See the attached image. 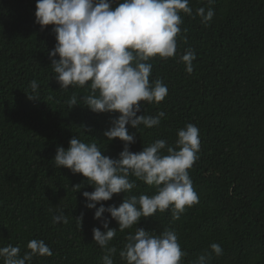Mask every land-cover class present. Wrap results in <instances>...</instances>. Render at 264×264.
I'll list each match as a JSON object with an SVG mask.
<instances>
[{"label": "trees", "instance_id": "trees-1", "mask_svg": "<svg viewBox=\"0 0 264 264\" xmlns=\"http://www.w3.org/2000/svg\"><path fill=\"white\" fill-rule=\"evenodd\" d=\"M189 6L191 16L180 13L176 55L149 61L150 82L161 80L168 94L159 103L142 101L137 113L165 116L159 126L126 127L135 137L130 151L138 152L158 139L175 147L177 130L195 125L200 150L188 172L199 200L178 220L170 205L123 232L105 212L109 227L117 228L109 242L117 249L114 264H126L119 251L136 227L155 234L174 231L187 254L182 264L201 254L208 264H264V0H189ZM199 7L214 11L207 26L196 15ZM34 12L35 0H0V247L19 246L22 257L30 251L28 241L38 239L52 255H34L30 264H102L105 252L92 239V228L103 227L82 196L93 187L81 174L55 166L53 158L72 136L118 158L123 142L108 141L103 132L119 114L95 113L82 102L68 108L74 93L87 95L89 88H61L52 78L53 26L41 28ZM187 50L196 56L191 74L180 60ZM32 80L38 98L29 99ZM129 179L136 181L129 193L100 203L118 206L123 196L154 194L153 186ZM78 183L82 188L75 191ZM57 214L67 222L54 223ZM212 243L221 246L222 255L212 251Z\"/></svg>", "mask_w": 264, "mask_h": 264}, {"label": "clouds", "instance_id": "clouds-1", "mask_svg": "<svg viewBox=\"0 0 264 264\" xmlns=\"http://www.w3.org/2000/svg\"><path fill=\"white\" fill-rule=\"evenodd\" d=\"M209 4L213 0H208ZM183 12L192 15L189 0H35V23L41 28L52 25L56 43L48 52L54 76L61 88L79 86L89 88V93L67 101L69 109L81 104L95 113L116 112L103 136L111 141L123 142L118 158L103 155L96 143H85L75 136L68 146H58L53 158L57 167H66L74 174H81L92 191H83L85 207L95 209L93 218L101 221L100 228H92V239L104 249L102 264H114L117 249L109 246L117 228L109 227L105 212L114 219L121 232L137 225L142 217L164 212L171 205L172 218L178 220L185 211L198 203L199 197L192 187L188 169L198 159L200 150L199 129L187 123L177 130L175 147L158 139L138 152L130 151L135 137L128 127L159 126L164 112L156 116L137 115L141 102L159 103L168 94L167 85L157 79L150 82V59L174 57L177 53V35ZM196 15L208 25L214 16L211 7H199ZM58 57V58H56ZM195 52L187 50L180 56L189 74L193 71ZM32 94L38 98V84L30 82ZM137 180L155 188L151 196L146 194L123 196L118 206L100 203L113 194L129 193ZM75 191L82 184L72 185ZM99 203V207L97 204ZM81 223L83 213L76 217ZM67 222L62 214L53 216V222ZM119 256L126 264H182L187 254L181 250L176 233L164 229L159 234L136 227L129 233ZM20 256L19 246L8 244L0 247L3 264H30L34 255L51 256L52 251L43 240L32 239ZM220 256L223 249L217 243L210 245ZM191 264H208L205 254Z\"/></svg>", "mask_w": 264, "mask_h": 264}]
</instances>
